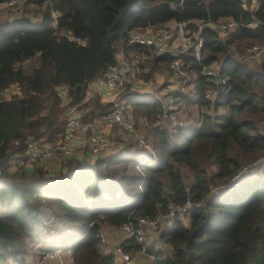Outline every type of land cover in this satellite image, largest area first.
Segmentation results:
<instances>
[{
    "label": "trees",
    "instance_id": "16d2710c",
    "mask_svg": "<svg viewBox=\"0 0 264 264\" xmlns=\"http://www.w3.org/2000/svg\"><path fill=\"white\" fill-rule=\"evenodd\" d=\"M33 1L44 8L41 17L0 21V92L13 84L21 87L20 94L0 100V264L23 260L28 235L47 249L70 246L73 264H111L99 249L100 227L137 224L140 217L168 214L170 205L189 200V221L176 217L160 229L159 239L170 252L151 243L147 264H264V160L210 197L213 187L264 154V60L241 61L232 52L233 45L264 42V0L249 9L241 0ZM222 20L237 25L222 32L209 25ZM168 21L187 22L190 30L204 24L202 58L195 57L194 46L157 53L151 72L142 76L182 59L195 72V87L177 99L206 107L197 121L175 130L155 125L164 114L161 101L132 95L127 102L135 121L149 119L154 153L140 150L127 132L123 149L69 161L57 177L43 181L42 172L10 174L8 161L24 152L26 139L54 142L64 133L60 84L69 86L70 103L84 112L83 121L108 113L112 103L89 92L88 84L117 62L118 48L146 50L129 42L131 31ZM37 56L38 64L20 65ZM216 63L226 78L223 85L202 73ZM210 88L218 92L212 98L205 95ZM55 231L60 235L53 236ZM122 244L125 250L141 248L134 237Z\"/></svg>",
    "mask_w": 264,
    "mask_h": 264
},
{
    "label": "built area",
    "instance_id": "2783aa9c",
    "mask_svg": "<svg viewBox=\"0 0 264 264\" xmlns=\"http://www.w3.org/2000/svg\"><path fill=\"white\" fill-rule=\"evenodd\" d=\"M22 0H1L0 10L18 9L21 6ZM29 1V0H26ZM243 6L247 9L259 8L261 0H241ZM58 12L53 11L54 18L57 17ZM55 24V21L53 22ZM204 24H198L197 30H190L187 22H177L176 29L174 31H164L158 33L139 32L133 30L129 34L130 43H139L146 47L145 51L136 50L132 53L131 59H123L119 63H114L108 67L105 73L92 80L95 85L102 88V95L112 97L111 111L105 113L92 121L85 122L82 120V112L77 108L75 104L69 102V86L65 83L60 84L56 90L58 96L62 99V104L65 106L64 121L65 131L61 138L54 142H44L43 140H36L28 138L24 141V152L14 153L8 161L9 168L15 166H25L27 164L36 163L37 161H47L53 157H59L63 163H67L69 158L75 154H79L78 151L88 152L91 155L98 156L102 153H111L116 150L115 141L108 133L101 132L98 127L101 122L105 121L108 124H116L126 132L131 133L136 141V146L140 150L150 151L154 153L153 144L146 138L144 134L138 131L135 127V123L129 118L127 113V97L120 98L119 95L123 90L125 84L129 81L130 74L134 72L140 74L142 72L141 65L147 62L149 58L154 57L157 53H163L169 51L165 48L166 43L179 37L183 41V48L194 46L195 57L200 60L202 58L201 47L203 39L200 37V29ZM212 27L220 26L222 31L226 29H232L236 27V22L233 20H222L218 23H210ZM215 25V26H214ZM69 35L70 31H68ZM76 40L80 43H84L85 40L79 37ZM232 52L241 61H252L264 59V42H255L246 46H232ZM150 60V59H149ZM172 72L178 78V85L175 90L167 89L165 93L159 94L156 98L159 99L164 108L165 125L169 130H175L179 127L187 126V118L179 112L177 106V94L188 93L195 87V72L194 70L184 63L180 58L172 60L171 64ZM145 71V69L143 70ZM202 73L207 76H212L214 81L218 84H225L226 78L220 76L219 66L216 64L204 67ZM191 78H187L189 76ZM17 91L20 93V86L16 85ZM222 91V90H220ZM218 92L213 89H208L205 93L206 97L212 98ZM70 104V105H69ZM261 130L264 132V119L261 121ZM16 144H20L17 140ZM114 149V150H113ZM79 156V155H78ZM87 158V157H86ZM80 159H83L80 157ZM259 162L253 163L251 167H255ZM245 169H240L235 175L227 182L224 187L233 184L234 182L244 178L250 171L249 166H245ZM220 192V191H219ZM218 192V193H219ZM216 193V194H218ZM192 206V202L189 200L184 205H170V212L168 214L159 213L156 217H140L137 224L132 221L124 222L121 225H108L100 227L99 229V249L103 255H109L111 257V264H139L140 260H136L138 255H149L153 257L147 251V234L145 226L148 224L153 228H157L160 224V219L165 218L170 221L168 225H163L161 228L170 227L172 221L178 218H185L188 213V209ZM95 221H91L90 225H94ZM58 232H54L53 236H59ZM120 237L119 241H114ZM134 237L140 244L141 248L138 250H125L123 247V241L127 238ZM71 245V243L69 244ZM70 247V246H69ZM69 247H57L54 249H47L41 243L31 241L28 244V251L24 255L23 260H17L14 264H73V261L68 258L67 253L70 252ZM43 248V249H42Z\"/></svg>",
    "mask_w": 264,
    "mask_h": 264
},
{
    "label": "rangeland",
    "instance_id": "374dc122",
    "mask_svg": "<svg viewBox=\"0 0 264 264\" xmlns=\"http://www.w3.org/2000/svg\"><path fill=\"white\" fill-rule=\"evenodd\" d=\"M43 9L44 8L41 5H39L36 1H33V0H29V1L22 0L21 1V6L18 9L0 10V21H5V20H8V19H14L16 17H24V16L30 17L32 19H37V18L41 17V14H42L41 12L43 11ZM176 25H177V22L176 21H168V22H164L162 24H158V25H155V26H150V27H148L146 29L137 30V31H139V32H150L152 34L153 33H158V32H164V31H174L176 29ZM216 28L219 31L222 32V29H221V27L219 25L216 26ZM67 33H68V31H67ZM183 47H184L183 46V41L179 37H176L175 39H173L170 42L166 43V46H165V48H168L169 51H173V52H178L179 50H182ZM120 48H123V47H120ZM133 52L134 51L132 50L131 53H133ZM131 57H132L131 55H125L123 58L130 60ZM149 59H148L147 62L145 61V63L143 65H141L142 72L140 74H137L136 72H134L133 75L130 74V76L128 78L129 80H133L136 77L139 80L132 81L131 83H126L125 86H124V88H123V90L121 91V93L122 92H125V94L126 93H129V92L136 93L137 90H150L151 88H154L156 85H160V83L162 81H166V78L167 77H171V78L174 77L175 80H178L177 79L178 77L173 74L170 64H165V63L160 64V67H158L156 70L152 71V76L153 77H146L145 78L144 76H142V75H144V73H147L148 74L152 70L153 57H151ZM263 60L264 59H261V60H252L251 62L256 63V62H261ZM35 63H36V58L34 57V58H30V59H27V60L23 61L20 65L22 67H24V68H29L30 66L35 65ZM217 65L218 64L216 63V66ZM147 67H149V70L147 69ZM144 69H145V71H143ZM146 69H147V71H146ZM155 74H157V75H155ZM155 76H158V78H163V80L158 81V82H155V80H154V77ZM191 77L192 76L190 75L189 77H186V79L187 78L189 79ZM143 80L144 81L152 80L153 82H152V84L151 83H148L146 85ZM178 83H180V82H178ZM15 86H16V84H14V86L11 87L13 93H14ZM160 88L162 89L163 87H160ZM143 93H145V92H143ZM161 96H162V94H161ZM8 97H11V96L10 95H6V94H3V93H0V100L1 99H4V98H8ZM110 98H111V102L110 103H112V97H109V99ZM121 98H123V97H121ZM69 102H70V100H69ZM71 104H73V103H71ZM133 111H134L133 106L129 105L127 107V113H128L129 118L132 121H134L135 126L137 127V129H139L141 131V133L144 134L146 136V138L148 140H150L151 143H152V139H151V137H150V135L148 133L149 132L148 131V129H149L148 127L149 126H148L147 122H149V119L147 117H143L146 122L144 120H138V118L135 121L134 118H133L134 117L133 116V114H134ZM83 113L84 112H82V114ZM96 118H98V117H96ZM263 119H264V115L260 118V122ZM187 120L190 122L189 119H187ZM192 121H195V119L192 120ZM99 125H101V126L98 127V129L101 132L107 134V132L103 129V127H106V125H108V122L103 121ZM110 125H114V127L115 126H118L116 124H110ZM121 130L123 132L120 135L123 136L124 138H128L129 137V133H127L122 128H121ZM115 132L118 134V132L116 130H115ZM120 133H121V131H120ZM44 142H48V141H44ZM116 144L117 143H115L114 149L117 147ZM78 152H79V154H75V155H79L78 157L85 158V159H87L86 157L95 159V155H91L88 152H82V151H78ZM249 156H252V154H250ZM55 158H57L55 161H58L59 162V166H57V167H54V165H52L50 163V160H52V159H49L47 161H37L36 163L27 164L25 166L22 165V166H19V167L18 166L10 167L9 168V172L15 178L16 177L21 178L23 175L28 177V176H30L32 174L37 175L38 172H40V173L42 172L44 174V176H43V178H41V180L45 181L48 178L57 177V175L59 174V171L65 169L67 167V164L69 163V161H73V160L79 159V158H74L72 156L71 158H69V160H68L67 163H63L60 160L59 157H55ZM251 158H254V159L251 160V161L245 162L244 165H243V167L241 169H245L246 168L245 166H249V169H252L253 167L250 168V166L253 163H255V162H261L262 160H264V154L261 155V156H255V157H251ZM55 161H53V163ZM226 183L227 182H225V183H223L221 185H218V186L213 187V189L211 190V193H210V197L217 195L216 193H218L219 191H221L222 187H224V185ZM48 207L54 209V211H57L58 214L61 212L60 209L56 206L55 203H52V204L50 203L48 205ZM52 209H50V210H52ZM184 220L186 222H188L189 221L188 216H186L184 218ZM169 223H170V221L168 219L161 218L160 219V224H159V226L157 228H153V227L149 226L148 224H146L147 226H145V231H146V234H147V242H150V244H147V245H151V242L152 241H155L156 242L159 239V232H160V229H162L161 227L163 225H168ZM60 229H62V228H58L57 231H60L61 232ZM152 236H154L155 238H152ZM112 239L115 241L114 238H112ZM23 240H24L23 241L24 247H26V248L28 247V244H29L30 241L32 243H35V241H37L39 243H42V240L41 239H37V238H35V237L31 236V235L26 236L25 239H23ZM155 242L153 244H155ZM160 243H162V241H160ZM163 248H165L164 245H163ZM67 256H68V258H70L72 260L71 250H70L69 253H67ZM151 259H152V257H150L149 255H138L137 258H136V260H140L139 264H147L149 262V260H151ZM5 264H7V263H5Z\"/></svg>",
    "mask_w": 264,
    "mask_h": 264
},
{
    "label": "crops",
    "instance_id": "0c3cea01",
    "mask_svg": "<svg viewBox=\"0 0 264 264\" xmlns=\"http://www.w3.org/2000/svg\"><path fill=\"white\" fill-rule=\"evenodd\" d=\"M8 20H11V19H8ZM146 29V28H145ZM131 51L132 50H125L124 48H119L118 49V51H117V63H119V62H121V61H123V57L125 56V55H132V53H131ZM36 58V63L35 64H38L39 63V61H38V56L37 57H35ZM147 69L149 70V67H147ZM147 69H146V71H147ZM155 75H157V74H155ZM137 76V75H136ZM150 77H153V76H150ZM136 80H139V79H137L136 77L133 79V80H129L127 83H131L132 81H136ZM154 80H155V82H158V81H161V80H163V78H158V76H155L154 77ZM144 81V80H143ZM145 82V84L147 85L148 83H151L152 84V80H148V81H144ZM177 85H178V81L177 80H175L174 79V77L173 78H171V77H167L166 78V81H162L161 83H160V85H156L154 88H151L150 90H137V92L136 93H134V92H129V93H126L125 94V92H122L120 95H119V97L121 98V97H127V100H128V98L129 97H131L132 95H136V94H139V95H147V94H150V95H152L153 97H157V96H160L159 94H164L166 91V89H167V87H169L170 89L172 88L173 90H175L176 88H177ZM12 86H14V84L13 85H10V86H8L7 88H5L2 92H0V93H3V94H6V95H10L11 97H12V95L13 94H15V93H19L18 91H17V88H14V93L12 92ZM160 87H163L162 89L160 88ZM88 91L89 92H96V93H99L100 95H101V100H102V102L103 103H105V104H107V103H110L111 102V98L109 99V97L108 96H104L103 97V95H102V88H100V87H98L97 85H95L94 84V82L92 81V82H90L89 84H88ZM165 91V92H164ZM143 92H145V93H143ZM20 94V93H19ZM125 94V95H124ZM124 95V96H123ZM11 97H8V98H4V99H9V98H11ZM2 100V99H1ZM177 106H178V109H179V112L181 113V114H183L184 116H186L189 120H190V123H192V120H198L199 118H200V116H201V113L203 112V111H205L206 110V107H204V106H200V105H197V104H190V105H187V104H185L184 102H181V101H179L178 99H177ZM133 116H134V114H133ZM144 116H142V117H138V120H144L145 121V119L143 118ZM133 118H135V117H133ZM135 120V119H134ZM146 122V121H145ZM160 123H162V124H164L165 125V118L164 117H161L159 120H157L154 124L155 125H158V124H160ZM147 124L149 125V122H147ZM103 129L110 135V136H112V138H113V140L115 141V143H117L116 144V150H118V149H123L124 147H125V144H126V142H127V140H128V138H124L123 136H121L120 134H122V130H121V128L120 127H118V126H115L114 127V125H110V124H108V125H106V127H103ZM114 130V131H113ZM115 130L118 132V134L115 132ZM120 131H121V133H120ZM115 150V151H116ZM74 158H79L80 159V157H78V155H74L73 156ZM57 158H52V160H50V163L52 164V165H54V167H57V166H59V162L58 161H55ZM53 161H55L54 163H53ZM156 235V234H155ZM157 236V235H156ZM152 238H155L154 236H152ZM120 240V237H117L116 236V239H115V242L116 241H119ZM152 240V239H151ZM155 241H152L151 243H154ZM155 245H156V247H158V248H162V249H165L166 250V252H170V250H171V246L170 245H167V244H165V243H160V239H158L156 242H155ZM163 245L165 246V248H163Z\"/></svg>",
    "mask_w": 264,
    "mask_h": 264
}]
</instances>
